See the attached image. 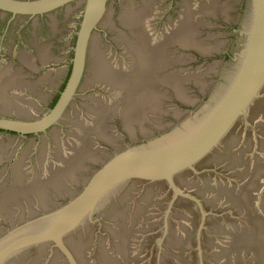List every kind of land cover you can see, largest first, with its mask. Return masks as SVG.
Returning a JSON list of instances; mask_svg holds the SVG:
<instances>
[{
  "label": "water",
  "instance_id": "obj_1",
  "mask_svg": "<svg viewBox=\"0 0 264 264\" xmlns=\"http://www.w3.org/2000/svg\"><path fill=\"white\" fill-rule=\"evenodd\" d=\"M105 2L0 0L13 17L88 11L55 99L72 26L0 22V53L20 55L0 59V130L38 133H0V264H264V0L112 1L113 42H88Z\"/></svg>",
  "mask_w": 264,
  "mask_h": 264
},
{
  "label": "flooded vegetation",
  "instance_id": "obj_2",
  "mask_svg": "<svg viewBox=\"0 0 264 264\" xmlns=\"http://www.w3.org/2000/svg\"><path fill=\"white\" fill-rule=\"evenodd\" d=\"M113 4H111V6L114 7H120L123 2V0H106L105 4L103 7H99L98 9H96V11L93 13V19L95 20V25L93 27V29L90 32V35L88 36V42L91 39L94 38H101L106 40L107 42H113L114 40V36H109V31L111 32L112 30L110 29V27H112L113 29L116 28V21H114L112 23V25L109 26H105L104 22L105 17H106V10H107V6L109 7V3L111 2ZM154 5V4H153ZM161 6V5H160ZM157 10H155V13H150L149 15V20H148V31L149 33L152 35V37L155 38H159L161 37L162 31H161V27L160 24L162 22V18H163V11L162 8H159V4L156 5ZM76 16V19H73L72 16ZM88 17V11H87V4L86 3H81L78 4L76 3V5H70L68 6H64L61 7L59 9H57L54 12L48 13V14H44V15H38V16H26V15H19V16H15L13 17L12 14H3L0 11V22L4 23L6 25V32H9L12 28L16 29V27H19L20 25H28L30 28H33L32 30H30L31 34L33 36V38L38 37V33L37 30L40 26H44L47 29V26L50 27L52 34L55 35L58 31H57V25L55 23H59L62 22L64 24H67L68 26H72V33L73 35H65L63 36L65 40H68V38H72L70 39V43H73V48H72V52L70 54L71 57H69L70 59V63L67 64L66 68L63 69V73L65 74V78L66 79H61L59 82L53 83L51 84V89L53 91V93L51 94L52 97H54L53 99H55V97H58L59 93L61 92V88L64 89V85L67 87L69 81H70V77L72 75L73 69H74V59L76 57V46L77 43L80 39V32L83 28L84 23L86 22V19ZM225 17V16H224ZM229 20V19H228ZM235 33H237L238 31L241 33L242 37L240 38V40L243 42L248 41L249 35H250V30H248V27L246 26V19L241 23V24H235L233 26ZM242 28V29H240ZM109 30V31H108ZM103 33V34H102ZM102 34V35H99ZM98 35V37L96 36ZM36 36V37H35ZM56 37V36H55ZM36 42V41H35ZM35 44V43H33ZM89 46H87L88 49ZM1 56V60H3L4 62H10L11 65L13 66H17L18 62L20 61V55H16L14 53H7V52H1L0 53ZM90 58V54L89 51H87L86 53V58H85V69L87 70L88 68V61ZM50 64H54L55 63H50ZM50 64H48L50 66ZM48 65H43V66H48ZM53 66V65H51ZM53 68V67H52ZM57 68V67H56ZM42 69H44V67H42ZM58 69V68H57ZM50 70V69H49ZM61 97V95H60ZM59 97V99H60ZM59 101V100H58ZM0 130V133L2 134L3 132H8L13 134L12 137H15V135L20 136L21 138H25L26 136H31L34 135L35 137L37 136L38 133L35 132H31V133H27V134H22L21 132H17V131H11L8 129H3ZM255 145L251 148H248V151L246 152V157H248V162H252L251 164L254 163V159H255V155L258 153L259 151V143H260V137L257 135V138L255 140ZM250 152V154H249ZM251 177L250 174H246L241 175L240 176V184L242 183H246L247 182V178ZM263 182H264V178H263ZM264 184V183H263ZM242 188V186L240 187ZM264 190V186L263 189ZM257 194V193H256ZM259 196V194H257ZM256 203H259V200L257 202V200L255 199ZM239 216L241 217L240 213ZM238 216V217H239Z\"/></svg>",
  "mask_w": 264,
  "mask_h": 264
}]
</instances>
